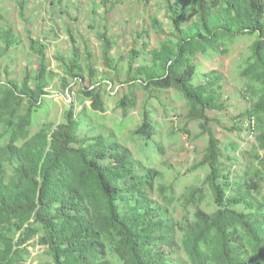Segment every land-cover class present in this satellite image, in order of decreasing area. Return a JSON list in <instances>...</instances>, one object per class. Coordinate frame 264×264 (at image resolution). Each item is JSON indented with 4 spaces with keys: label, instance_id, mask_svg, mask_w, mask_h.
<instances>
[{
    "label": "trees",
    "instance_id": "trees-1",
    "mask_svg": "<svg viewBox=\"0 0 264 264\" xmlns=\"http://www.w3.org/2000/svg\"><path fill=\"white\" fill-rule=\"evenodd\" d=\"M28 2L17 1L21 20ZM164 9L170 32L151 18L150 28L164 36L155 49L143 43L144 53L132 48L115 59L113 43L101 35L102 72L69 32V54L55 56L60 86L70 94L71 85H80L81 101L100 113L102 85L125 86L116 101L122 117L136 109L138 90L145 101L169 90L179 94L186 102L183 118L197 123L198 137L207 140L187 169L204 173L200 185L176 198L162 171L136 162L114 132L88 136L81 130L90 123L85 106L78 112L70 106L58 123L32 132L33 116L58 75L49 69L47 45L27 30L35 70L19 81L5 67L0 82V264H31L29 249L35 246L50 258L38 264H264V0H164ZM241 37L254 38L238 72L250 100L242 119L255 140L249 161L235 143L232 154L223 155L212 128L217 120L208 115L227 109L223 77L208 71L197 78L194 63L198 55L226 54ZM21 44L13 26L0 24V60ZM142 108L132 134L162 152L153 142L151 111ZM208 198L212 208L205 210ZM176 201L189 214L180 229L168 223Z\"/></svg>",
    "mask_w": 264,
    "mask_h": 264
},
{
    "label": "rangeland",
    "instance_id": "rangeland-1",
    "mask_svg": "<svg viewBox=\"0 0 264 264\" xmlns=\"http://www.w3.org/2000/svg\"><path fill=\"white\" fill-rule=\"evenodd\" d=\"M17 1L0 0V24L13 26L22 40L20 46L12 49L8 56L0 60V82L5 79V67H8L12 77L19 81L22 80L25 71L35 70L36 58L28 52L27 30L31 31L35 39H40L47 45L49 69L58 75L46 89L48 95L44 97V104L33 116L32 132L45 123H58L64 111L70 106H74L77 112L85 106L90 123L84 125L81 130L88 136L97 135L99 132L105 135L107 131L114 132L118 142L131 150L136 162L144 167H154L162 171L164 183L171 184L176 198L186 187L200 185L204 173L202 171L188 173L187 169L195 159L201 157L207 140L206 137H198L200 129L197 123L187 122L183 118L186 113V102L179 94L169 90L156 93L155 98L145 101L146 95L138 90L136 109L122 117L121 111L116 107V101L126 92L125 86L102 85L105 105L103 113L90 111V102L81 101L83 95L80 93V85H71L70 94L60 86L59 77L62 70L55 56L69 54L71 46L69 32L74 36L78 46L82 47V51H87L92 56L95 69L99 72L105 71L101 64V35L106 33L113 43L112 55L115 59L127 57L132 48L144 53L143 43L147 44L149 50L157 48L164 36L156 34L150 28L151 18L156 17L161 27L170 32V24L165 17L164 0H29L23 20L19 16ZM143 31H148L149 35L137 39L138 34ZM253 40V37L237 38L229 45L226 54L209 52L194 59L197 78L208 71H215L223 77L222 92L227 109L221 113L208 114L217 120L216 124H212V128L220 140L223 155H231L230 144L235 143L239 145L240 153L245 152L248 161L250 159L248 154L255 140L242 119L250 100L246 94L248 88L245 80L239 77L238 72L249 60V48ZM141 58H144V54L137 59V63ZM86 85L87 83L84 84ZM143 105L151 111L157 133L153 137V142L162 147V152L151 149L152 145L148 146L143 138L132 134L140 126ZM237 126L246 127V130L242 132L231 130ZM180 129L187 130L189 134H183ZM240 168L242 163L237 165L236 171ZM260 177H262L260 188L264 197V175ZM153 198H158L156 193ZM209 200L208 198L207 203L202 205L203 209L212 208ZM168 210L170 225L180 229L187 223L189 214L179 201L173 203ZM29 250L31 264L50 259L38 246Z\"/></svg>",
    "mask_w": 264,
    "mask_h": 264
},
{
    "label": "built area",
    "instance_id": "built-area-1",
    "mask_svg": "<svg viewBox=\"0 0 264 264\" xmlns=\"http://www.w3.org/2000/svg\"><path fill=\"white\" fill-rule=\"evenodd\" d=\"M253 136V134H251Z\"/></svg>",
    "mask_w": 264,
    "mask_h": 264
}]
</instances>
